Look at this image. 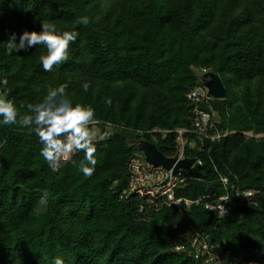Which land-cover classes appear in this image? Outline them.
Listing matches in <instances>:
<instances>
[{"label": "trees", "instance_id": "obj_1", "mask_svg": "<svg viewBox=\"0 0 264 264\" xmlns=\"http://www.w3.org/2000/svg\"><path fill=\"white\" fill-rule=\"evenodd\" d=\"M80 17L89 24H77ZM41 20L79 33L68 60L49 72L43 45L6 47L12 33L19 42L25 30L40 31ZM203 70L220 77L224 98H188ZM4 79L0 91L21 115L60 85L74 104L91 107L97 164L85 177L72 163L84 157L77 152L53 172L34 132L0 124V264H203L189 245L175 248L195 232L213 238L221 264H264V0H0ZM196 107L216 112L221 135L184 134L183 156L195 163L181 170L174 194H225L229 211L207 210L203 199L155 206L124 193L130 160L145 157L138 143L175 155L174 130L193 128ZM245 191L253 194L239 202Z\"/></svg>", "mask_w": 264, "mask_h": 264}, {"label": "clouds", "instance_id": "obj_2", "mask_svg": "<svg viewBox=\"0 0 264 264\" xmlns=\"http://www.w3.org/2000/svg\"><path fill=\"white\" fill-rule=\"evenodd\" d=\"M88 17H80L77 24H89ZM41 30H25L19 35L10 34L7 43V51L19 53L21 50L28 51L38 45L46 48V54L39 57L43 70L49 72L54 66L68 60V49L70 42H75L79 35L76 31L58 32L57 26L48 20H41ZM8 81L4 79L0 84L7 87ZM84 92H88L90 85L82 84ZM6 91H0V124L17 125L34 132L43 145L40 155L47 162L48 167L57 171L61 162L71 160L73 154L83 152L84 157L80 161H72L73 165L83 173L85 177H91L97 159L95 158L96 147L93 143L95 135L90 125L95 123V113L91 107H85L79 103L74 104L66 93V85L49 87L42 99L36 103L27 104V113L19 114L16 105L7 98ZM106 104L111 105V100ZM21 108L24 105L20 106ZM49 193L45 191L38 200V204L47 205ZM54 264H64L57 257Z\"/></svg>", "mask_w": 264, "mask_h": 264}, {"label": "built area", "instance_id": "obj_3", "mask_svg": "<svg viewBox=\"0 0 264 264\" xmlns=\"http://www.w3.org/2000/svg\"><path fill=\"white\" fill-rule=\"evenodd\" d=\"M203 71L206 73L205 70ZM187 96L194 103H209L208 100L212 97L208 94L207 88L202 83L193 86L188 91ZM216 120L217 114L214 110H204L196 107L194 109L193 128H177L174 130L176 133V140L179 142V151L175 154L177 155V159L185 158L183 156L185 143L184 134L193 132L194 134L201 135L211 140L219 138L221 134L216 131ZM152 131L165 134L168 130L161 131L159 129H153ZM181 170L182 169H180L177 174H173L172 168L165 169L161 165L154 166L145 157L135 156L130 160L128 165L129 183L124 193L139 194L146 197V201L151 202L155 206L158 204L178 205L182 200L186 206H189L192 203H199L203 199L204 208L210 211H216L220 216L225 215L229 211L230 206L227 203L229 197L225 194L218 197L216 201H212L209 194L201 198L199 197L196 200L175 197L174 187L184 180L183 177L179 176ZM252 194V191L237 192L235 198L239 202H242ZM187 245L190 246L193 257L201 260L203 264H221V257L214 251L216 245L210 242L206 237L201 236L200 233L195 232L186 242L177 245L175 248L176 250H183Z\"/></svg>", "mask_w": 264, "mask_h": 264}, {"label": "water", "instance_id": "obj_4", "mask_svg": "<svg viewBox=\"0 0 264 264\" xmlns=\"http://www.w3.org/2000/svg\"><path fill=\"white\" fill-rule=\"evenodd\" d=\"M201 82L207 88L208 94L214 98H224L225 88L221 82L220 77L214 72H206L202 74ZM138 147L142 150L145 158L150 161L154 166L161 165L165 169L172 168V173L177 174L180 169H188L194 163V158H181L177 159V155L166 156L159 151L154 144L148 141H140ZM209 241H212V237H207Z\"/></svg>", "mask_w": 264, "mask_h": 264}, {"label": "rangeland", "instance_id": "obj_5", "mask_svg": "<svg viewBox=\"0 0 264 264\" xmlns=\"http://www.w3.org/2000/svg\"><path fill=\"white\" fill-rule=\"evenodd\" d=\"M247 134H249V133H247Z\"/></svg>", "mask_w": 264, "mask_h": 264}]
</instances>
